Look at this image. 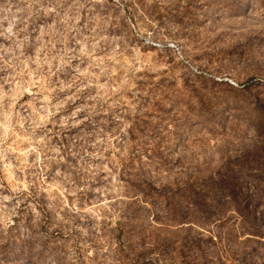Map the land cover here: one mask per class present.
Masks as SVG:
<instances>
[{
  "label": "rangeland",
  "instance_id": "obj_1",
  "mask_svg": "<svg viewBox=\"0 0 264 264\" xmlns=\"http://www.w3.org/2000/svg\"><path fill=\"white\" fill-rule=\"evenodd\" d=\"M0 264H264V0H0Z\"/></svg>",
  "mask_w": 264,
  "mask_h": 264
},
{
  "label": "trees",
  "instance_id": "obj_2",
  "mask_svg": "<svg viewBox=\"0 0 264 264\" xmlns=\"http://www.w3.org/2000/svg\"><path fill=\"white\" fill-rule=\"evenodd\" d=\"M246 235H252V236H254V231H252L250 233H246Z\"/></svg>",
  "mask_w": 264,
  "mask_h": 264
}]
</instances>
